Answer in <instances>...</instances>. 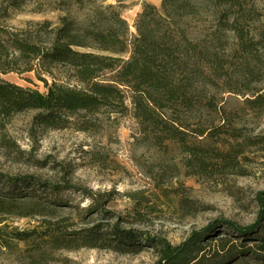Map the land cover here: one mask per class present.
Returning <instances> with one entry per match:
<instances>
[{
  "label": "rangeland",
  "instance_id": "obj_1",
  "mask_svg": "<svg viewBox=\"0 0 264 264\" xmlns=\"http://www.w3.org/2000/svg\"><path fill=\"white\" fill-rule=\"evenodd\" d=\"M161 1L86 0L79 6L73 0H0V26L29 35L45 22L57 26L61 16L82 21L94 6L112 5L135 35L143 3L159 8ZM259 8L262 21L251 26L255 34L264 30V5ZM215 20H189L187 30L200 38L214 30ZM216 32V57L204 76L192 77V95L212 101L213 110L178 109L186 126L182 143L157 139L158 131L140 125L129 92L124 114L102 110L63 129L37 125L38 111L0 118V175L48 186L22 193L0 183V196H10L13 204L0 215V264H159L146 238L127 251L99 240L89 247L84 240L99 229L100 238L110 241L107 232L114 226L173 246L193 233L205 235L204 252L192 264H264V253L255 252L264 246V98L248 103L264 90V49L241 57L230 33ZM54 74L65 76L62 70ZM1 78L29 90L43 106L54 103L49 77L46 84L33 73ZM85 122V131L78 130ZM261 217L257 234L247 239L232 238L237 235L223 227L231 222L251 228ZM220 240L234 246L235 256L219 250Z\"/></svg>",
  "mask_w": 264,
  "mask_h": 264
},
{
  "label": "trees",
  "instance_id": "obj_2",
  "mask_svg": "<svg viewBox=\"0 0 264 264\" xmlns=\"http://www.w3.org/2000/svg\"><path fill=\"white\" fill-rule=\"evenodd\" d=\"M73 1L82 6L86 0ZM261 5L264 0H162L159 8L143 3L135 20V35L129 33L126 21L112 5L94 6L82 21L61 16L57 26L45 22L29 35L0 26V118L38 111L34 117L37 125L63 129L76 118L85 119L102 110L124 114L127 111L124 94L129 92L133 117L140 125H146L153 133L158 131L157 139L182 143L186 126L178 109L188 112L201 106L213 110L212 101L202 103L192 95L197 92L192 77L204 76L207 65L216 57V29L230 33L235 52L241 57L257 53L259 48L264 49V30L255 34L251 26L262 21ZM13 7H17L15 3ZM210 17L216 19L214 30L210 28L200 38L188 32L189 20L205 21ZM258 58L256 55L254 61H259ZM56 70L65 74L62 80L56 78ZM12 73H33L45 84L44 77H49L53 105H41L29 90L1 78ZM256 94L259 95L248 100L249 105H256L264 98V90ZM88 123L77 129L85 131ZM196 134L202 137L204 132ZM0 183L22 193L31 186L48 188L32 178L7 179L0 175ZM7 199L11 197L0 196V215L13 209ZM261 221L263 217L247 229L231 222H224L223 227L237 235L232 238L247 239L257 234L255 229ZM87 233L84 240L89 247H96L99 240L107 248L111 247L109 242L115 243L113 247L117 251L140 246L138 239L146 238L157 249L159 264H192L205 248L201 245L205 235L199 233H193L177 246L164 239L149 240L133 231L119 230L118 226L107 232L112 237L110 241L100 238L99 229ZM21 236L17 239L23 240ZM219 242L221 252L234 255V246H229V241ZM255 252L264 253V246Z\"/></svg>",
  "mask_w": 264,
  "mask_h": 264
}]
</instances>
